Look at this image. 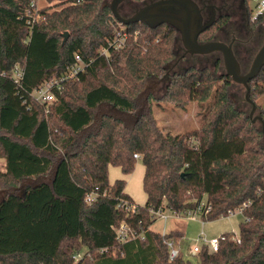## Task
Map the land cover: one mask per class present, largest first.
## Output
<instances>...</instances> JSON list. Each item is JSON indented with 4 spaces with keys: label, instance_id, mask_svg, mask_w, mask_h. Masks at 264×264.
I'll list each match as a JSON object with an SVG mask.
<instances>
[{
    "label": "trees",
    "instance_id": "16d2710c",
    "mask_svg": "<svg viewBox=\"0 0 264 264\" xmlns=\"http://www.w3.org/2000/svg\"><path fill=\"white\" fill-rule=\"evenodd\" d=\"M34 1L0 0V72L7 73L0 74V264H192L183 252L170 257L167 241L181 232L151 225L155 211L188 216L203 200L212 205L202 215L209 221L247 205L240 241H222L217 251L203 245L199 264H264V131L229 96L231 77L216 67L173 71L155 97L146 79L166 74L177 57L175 27L125 25L126 43L116 50L107 40L121 24L105 0H46L56 2L30 23ZM249 14L254 26L264 24V12ZM226 20L214 21L200 41L212 40ZM77 53L93 61L56 91L47 114L33 92ZM17 64L20 84L12 77ZM261 78L264 67L250 81V97L264 92L255 87ZM210 98L200 125L178 134L165 132L153 109L154 99L185 109ZM139 160L144 205L125 192V178L109 177L110 165L128 175ZM122 222L138 237L120 242Z\"/></svg>",
    "mask_w": 264,
    "mask_h": 264
},
{
    "label": "rangeland",
    "instance_id": "374dc122",
    "mask_svg": "<svg viewBox=\"0 0 264 264\" xmlns=\"http://www.w3.org/2000/svg\"><path fill=\"white\" fill-rule=\"evenodd\" d=\"M111 1L112 0H105L106 3H111ZM125 1L129 2V0H124L123 3ZM150 1L152 0H139L136 3L130 4L129 8L127 9H122V7H119V11L123 16L128 17L139 11L144 5L148 4V2ZM213 1L216 5H226L223 7L222 10L218 11L219 12L218 18L223 17V15L224 17L227 18L223 26L215 34L213 40L226 42V43L234 42L235 54L240 62L242 72H245L250 68L253 57L255 56L257 50L264 41V32L258 33L257 28L249 24L247 17L248 5L246 4V0H213ZM258 1L259 0H251V2H249L250 6L252 7V12H251L252 15H254L258 11L257 9ZM34 2L36 3V10L34 11V14L35 16L38 17L39 20L42 18V14L39 13V9L53 7V4L56 1L52 3H48L46 0H35ZM164 25L168 26L166 24ZM121 26H123V24H121ZM121 26L119 25L115 27L113 33L116 34L118 30H120ZM253 30L255 31V34L252 33ZM174 49L177 57L173 62L169 64L167 70L169 69L170 65L174 63L178 58L177 65H175V69L173 67V69L176 72H184L191 67H197V68L209 67L212 69L216 67L218 74L225 73L226 69L223 60V54L221 51H213L205 54L186 53L181 34L179 32L177 33V36L175 38ZM98 51L99 52L103 51L102 46L98 49ZM167 73L168 72H166V74H164L163 76H159V77L151 76L148 79H146L147 82L145 84V91H151L155 97L161 96L165 92L167 82L169 80ZM79 79L80 78L73 79L71 81H78ZM257 83L258 84L255 85L256 88L258 87L260 89H264V79L261 78ZM246 91L247 90L244 85L234 82L231 78L229 85V96L232 98L235 105L240 110L244 111L246 116H248L251 119H256L255 122L253 123L259 129H263L264 131L263 124L258 118V116L263 117L264 115V92L263 93L254 92V94H251V98L254 100V102L257 105V108L251 117L250 115L252 111V104L248 101L246 97ZM211 100L212 98L208 99L206 102L202 104L198 102H192L189 103L185 109H182V108L174 107L165 101L154 99L153 109L155 116L158 119L159 125L162 127V129L165 132L178 134L181 132L191 130L200 125V117L202 113L208 110V107L211 104ZM56 101L57 99L53 102L41 101V103L45 105L47 114L50 112L51 105L55 104ZM4 165H5L4 160L0 159V170H4ZM140 167L144 169L143 162L139 160L138 163L136 164L134 171L128 175H124L121 167L111 166L109 177L111 180L114 181L116 176L118 177L123 176L126 179V187L132 193L133 197L138 202L142 201L141 203H143L144 197H146V193L143 187L144 172H141ZM26 182H31V181L26 180L25 183ZM0 195H2V193ZM163 212L169 215V217L172 218L171 220L177 217L180 219L182 223H185L188 220L187 216H177L169 208H164ZM155 216H156V220L152 224V229L158 232H164V230L168 228L167 223H169V221L167 220L168 221L167 222L163 218H160L157 215ZM194 216L200 217L199 214H195ZM229 219L232 220V222L234 223L235 232H236V230L237 231L239 230L240 222H242L245 219V216L243 213L237 212L235 215L226 218V220L215 219L213 221L211 220L212 223L209 224L208 222L210 221H207L204 228L202 222H199L198 220L197 221L189 220L191 222V226H190L191 237L188 239H183L182 237L179 241L178 239H176L177 247L180 245L179 242H181L182 245L181 253L182 252L184 253V257L185 258L189 257L188 259L192 261V264H199L198 255L197 256L190 255L188 252L189 251L188 249H190V247L194 244V239L196 238L197 234L199 232L201 233L204 231L207 235H211L213 233L217 234L221 231V228L224 226L223 223L229 221ZM238 234L240 235L239 232ZM182 242L184 243L182 244ZM78 258L79 255L76 256V259Z\"/></svg>",
    "mask_w": 264,
    "mask_h": 264
},
{
    "label": "water",
    "instance_id": "95a60500",
    "mask_svg": "<svg viewBox=\"0 0 264 264\" xmlns=\"http://www.w3.org/2000/svg\"><path fill=\"white\" fill-rule=\"evenodd\" d=\"M124 0H112L110 8L113 16L123 25L136 22H143L150 26L168 24L177 29L181 34L186 53H210L221 51L225 65V73L234 82L246 87V97L252 104L251 117L257 108L256 103L250 97V81L259 75L264 67V44L255 55L250 69L242 73L240 62L235 54L233 43H226L216 40L200 41V35L215 21V16L205 22L203 9L195 0H156L143 6L139 11L131 16L125 17L120 11V4ZM63 44L69 38V32L63 34ZM263 124L264 118L258 116ZM256 119H252L255 122Z\"/></svg>",
    "mask_w": 264,
    "mask_h": 264
},
{
    "label": "built area",
    "instance_id": "2783aa9c",
    "mask_svg": "<svg viewBox=\"0 0 264 264\" xmlns=\"http://www.w3.org/2000/svg\"><path fill=\"white\" fill-rule=\"evenodd\" d=\"M257 13L255 15L258 16L259 14L264 12V0H259L257 4ZM36 10V3L33 2L27 11V16L29 17L28 21L33 23L38 20V17L35 16L34 11ZM38 12V11H36ZM128 37V33L126 30V26L123 25L120 27V30L115 34H113L112 38L107 40L109 47L114 49H120L126 43ZM103 51H100L101 54L108 55L109 49L107 47H102ZM92 59H86L81 54L77 53L75 55L74 61L69 64L65 71L59 75L55 76L51 79L46 80L42 83L39 87H37L33 95L36 97L38 101L42 102H53L57 99V92L63 89L64 84L67 81H71L73 79L80 78L82 72L86 71L87 67L92 63ZM1 75H6L5 71L0 72ZM24 75V67L17 64L12 72V77L15 83L20 84ZM137 158L141 156L139 154H135ZM94 199V195H90L88 200ZM128 209H134L135 205L133 204H125ZM247 204L241 205L236 209H230L225 215L223 216H232L235 215L237 212L243 213L244 207ZM212 210V205L208 203L206 200H203L198 205L197 209L188 213V215L193 216L195 214H199L201 217L202 215L207 216ZM175 213V212H174ZM160 218L167 219L168 215L163 212V210H158L154 212ZM177 214V213H175ZM180 215V214H178ZM203 220L206 218L202 217ZM117 232V239L120 242H128L138 237V234L130 227L126 222H122L121 225L116 229ZM232 235V236H231ZM228 236L226 233H221L219 235L208 237L204 232H201L195 239L194 244L188 249L190 255H198L202 250L203 245H208L212 251H217L220 247L222 241L227 239H231L234 241H240L241 237L238 232H234ZM179 241V240H178ZM168 246L170 247V257L174 258L178 256L182 251L181 242H179V246L177 247L176 239L172 238L167 241Z\"/></svg>",
    "mask_w": 264,
    "mask_h": 264
},
{
    "label": "crops",
    "instance_id": "0c3cea01",
    "mask_svg": "<svg viewBox=\"0 0 264 264\" xmlns=\"http://www.w3.org/2000/svg\"><path fill=\"white\" fill-rule=\"evenodd\" d=\"M251 2V1H250ZM247 4V3H246ZM248 5V9H247V11H248V13H249V11H250V13L252 12V7L250 6V3H248L247 4ZM257 13V12H256ZM256 13L252 16V17H254L255 15H256ZM141 161V160H140ZM111 166H113V165H110V167H109V173H110V169H111ZM141 168V172H144L145 173V166H144V169L142 168V167H140ZM144 177V176H143ZM118 178H124L123 176L122 177H118V176H116V178H115V180L116 179H118ZM115 180L113 181V180H111L110 179V182L111 183H114L115 182ZM125 192L126 193H128L131 197H132V199L134 200V202L135 203H137V204H141V205H144L145 203H146V200H147V195H146V197H144V200H143V203H141V202H138L134 197H133V195H132V193L128 190V188L127 187H125ZM177 216H181V215H178V214H176ZM175 216V215H174ZM226 218H229V216H223V217H221V218H218L217 220H221V219H224V220H226ZM170 219V220H169ZM172 218H170L169 217V215H168V218L167 219H164V220H168L169 221V223H167L168 224V228L167 229H165L164 230V232H161V233H169L170 231H179V232H181L182 233V237H183V239H188V238H190L191 236H190V233H191V228H190V226H191V222L190 221H199V222H202L203 223V228H204V226H205V224H206V222L207 221H209V220H203V218L200 216H190V215H188L187 216V221L185 222V223H182L181 221H180V219L177 217V218H174L173 220H171ZM190 220V221H189ZM167 221V222H168ZM213 221V220H212ZM212 221H210V222H208V224L209 223H212ZM224 224V226L221 228V231L219 232V233H217V234H211V235H207L206 233H205V231H204V233L208 236V237H213V236H216V235H219V234H221V233H225V232H235V227H234V223L232 222V220H230L229 219V221H227V222H224L223 223ZM151 228H152V225H151ZM154 230V229H153ZM204 230V229H203ZM218 232V231H217ZM236 232H239V230L237 231L236 230ZM200 233V232H199ZM199 233L197 234V236L199 235ZM196 236V237H197ZM187 258H189V257H187Z\"/></svg>",
    "mask_w": 264,
    "mask_h": 264
},
{
    "label": "flooded vegetation",
    "instance_id": "af4514ba",
    "mask_svg": "<svg viewBox=\"0 0 264 264\" xmlns=\"http://www.w3.org/2000/svg\"><path fill=\"white\" fill-rule=\"evenodd\" d=\"M137 1H139V0H129V2H122L121 4H120V7H122V9H127V8H129V6H130V4H133V3H136ZM154 1H156V0H152V1H150V2H148V3H151V2H154ZM200 6H201V8L203 9V14H204V19H205V22H207V21H209V20H211V18L213 17V16H215V21L218 19V15H219V10H222L223 9V7L224 6H226V5H216L215 3H214V1L213 0H195ZM129 3V4H128ZM145 6V5H144ZM131 16V15H130ZM223 17H224V15H223ZM247 17H248V22H249V24L251 25V26H253V27H256L257 28V32L258 33H263L264 32V24H260V25H256V26H254L252 23H251V21H250V14L248 13V15H247ZM222 18V17H221ZM253 18L255 19L256 17L254 16V17H252V20H253ZM166 25H168V24H166ZM223 26V25H222ZM220 30V29H219ZM218 30V31H219ZM217 31V32H218ZM216 32V33H217ZM253 34H255V31L253 30V32H252ZM214 39V38H213ZM212 39V40H213ZM264 44V41H263V43H262V45ZM261 45V46H262ZM261 46L259 47V49L261 48ZM233 47H234V42H233ZM259 49L257 50V52L259 51ZM257 52H256V54H257ZM255 54V55H256ZM255 57V56H254ZM254 57H253V59H254ZM178 59V58H177ZM177 59H176V61L174 62V63H172L171 65H170V67H169V69L167 70V72L168 73H170V72H173V71H175L174 69H175V65H177ZM252 62H253V60H252ZM252 64V63H251ZM173 67H174V69H173ZM251 67V66H250ZM173 69V70H172ZM250 69V68H249ZM248 69V70H249ZM248 70L247 71H245V72H242V73H246V72H248Z\"/></svg>",
    "mask_w": 264,
    "mask_h": 264
}]
</instances>
